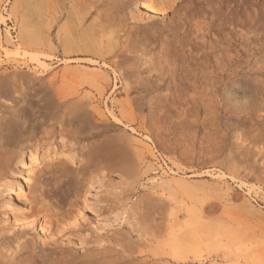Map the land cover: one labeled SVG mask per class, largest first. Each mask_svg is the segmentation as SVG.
<instances>
[{"label": "rangeland", "instance_id": "374dc122", "mask_svg": "<svg viewBox=\"0 0 264 264\" xmlns=\"http://www.w3.org/2000/svg\"><path fill=\"white\" fill-rule=\"evenodd\" d=\"M170 1L148 0L179 2ZM207 2L220 3L179 6ZM141 3H121L126 28L149 24ZM20 6L0 0V101L11 97L2 83L19 78L39 106L0 130V264H264V146L239 148L264 105L240 112L230 100L235 91L237 105L249 103L242 88L264 74V36L213 73L204 33L212 15L198 13L174 35L171 8L155 17L160 49L136 52L122 37L92 54L85 31L65 44L57 28L35 49ZM169 46L178 51L168 60ZM213 83L216 121L206 101ZM49 153L69 158L50 163Z\"/></svg>", "mask_w": 264, "mask_h": 264}, {"label": "bare ground", "instance_id": "6f19581e", "mask_svg": "<svg viewBox=\"0 0 264 264\" xmlns=\"http://www.w3.org/2000/svg\"><path fill=\"white\" fill-rule=\"evenodd\" d=\"M124 1L125 0H20V9L22 11V15L20 13V25L23 27L22 33L27 37L29 43L33 44L34 48L38 50L41 49L43 41L47 36L57 28L56 36L63 40L65 44H68L67 41L71 40L74 33L85 31L83 35L84 48L87 52L92 54L110 53L112 48L111 45H114L117 40H121L122 37H124L123 42L126 43L128 47L131 46L136 52L144 53L145 47L147 46L157 45L159 49L162 46V43L159 42L163 35V29H161L163 23L157 20L155 21L156 16L162 15L165 11L172 8L173 11H175L176 24L172 25L169 32L170 34L178 35L179 32H184L187 23L191 19L194 21L198 13L201 12L205 15L213 16L212 24L210 22L204 29L206 35L211 33V41L210 43L208 42V54L213 58V73L217 70L219 61H223L224 66H227L240 57L242 54V49L240 47L243 45V42L253 44V38H262L264 36V0H218L220 3L214 6H211V3L207 2L206 7L202 10H198L192 3L190 5L179 6V3H182L183 0H178L179 2L176 6L173 7L171 5L168 8L165 5L155 7L150 4L148 0H142L141 9L144 15L147 16L146 23L149 22V24L143 28L135 26L131 29L126 28L124 23L118 19V11L121 3ZM62 20L63 23L60 25ZM259 42L261 46H264V40ZM177 49L178 47L176 46L164 48V53L167 56L166 58L169 60L170 53H172L171 56H176ZM146 63L148 64L149 61L146 60ZM263 77V72H260L258 78L253 82L247 81V83L243 84L244 86L242 89L247 91L244 95L250 100L246 107L237 105L240 96H238L235 91L231 93L233 97L230 96L232 102L231 106H233L234 109L236 107V110L240 112L250 113L256 106L264 105ZM2 84L3 88L10 91L11 97L7 100L0 101V130L13 127L16 120L20 119L22 114H24V118H28L29 114L32 112L31 108L39 106L33 101L34 93L27 90L26 83L22 82L21 79L18 78L14 81L9 80ZM210 87L209 90L211 91V95L206 101H208L209 107H212L211 109L214 110L213 118L216 121V110L219 109L220 102L218 101L216 94L217 88L214 83L210 84ZM53 101L57 104L58 108L62 106L60 102ZM52 103H42L43 106L40 107L50 109L53 106ZM262 110H264V106ZM76 113L79 116L81 111L77 110ZM239 134L243 140L239 148L243 151L250 150L259 145L264 146V116L254 125V129L249 130L245 128L240 131ZM239 137L240 136H236L237 142L241 141ZM245 144H247V146ZM34 157H29L26 160L30 163L36 162V160L33 159ZM47 158L50 163H53L60 158L62 160H68L69 157L64 154L57 157V155L49 153ZM24 160L23 156L20 163L22 164ZM15 195L17 196V194ZM35 205L37 206L38 204ZM38 206L41 208V205ZM41 211L43 212V210ZM38 213H40V211ZM18 214L19 211L14 214L15 218H18ZM56 222L57 225H59V223L60 225H62L61 223H65L60 219L56 220ZM40 231H43V229ZM40 233L42 234L43 232Z\"/></svg>", "mask_w": 264, "mask_h": 264}, {"label": "water", "instance_id": "95a60500", "mask_svg": "<svg viewBox=\"0 0 264 264\" xmlns=\"http://www.w3.org/2000/svg\"><path fill=\"white\" fill-rule=\"evenodd\" d=\"M47 213L50 214V215H51L53 218H55L56 220H57V219H63V216H62V215L57 216V215L55 214V210H53V209H51V208H49V209L47 210Z\"/></svg>", "mask_w": 264, "mask_h": 264}]
</instances>
